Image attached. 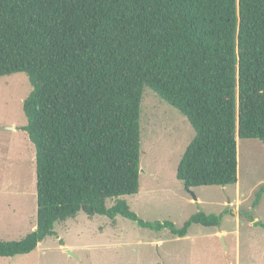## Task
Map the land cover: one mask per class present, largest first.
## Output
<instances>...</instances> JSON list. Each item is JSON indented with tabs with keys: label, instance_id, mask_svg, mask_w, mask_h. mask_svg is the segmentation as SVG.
<instances>
[{
	"label": "trees",
	"instance_id": "trees-1",
	"mask_svg": "<svg viewBox=\"0 0 264 264\" xmlns=\"http://www.w3.org/2000/svg\"><path fill=\"white\" fill-rule=\"evenodd\" d=\"M17 73L31 86L21 130L35 149L36 227L0 240V258L35 251L80 212L183 238L222 215L177 228L142 221L120 199L139 191L143 90L195 132L176 179L237 184V139L264 143V0H0V77Z\"/></svg>",
	"mask_w": 264,
	"mask_h": 264
},
{
	"label": "rangeland",
	"instance_id": "rangeland-1",
	"mask_svg": "<svg viewBox=\"0 0 264 264\" xmlns=\"http://www.w3.org/2000/svg\"><path fill=\"white\" fill-rule=\"evenodd\" d=\"M31 86L23 73L0 77V240L36 227L35 149L22 127ZM195 132L176 109L144 88L140 106L139 191L123 196L139 219L180 228L194 214L222 215L219 227L191 225L183 238L116 216L75 218L54 226L35 251L0 264H264V143L237 139V184L191 188L176 179ZM114 200L106 202L107 208ZM253 218V221L250 220ZM70 251L72 255L68 254Z\"/></svg>",
	"mask_w": 264,
	"mask_h": 264
},
{
	"label": "water",
	"instance_id": "water-1",
	"mask_svg": "<svg viewBox=\"0 0 264 264\" xmlns=\"http://www.w3.org/2000/svg\"><path fill=\"white\" fill-rule=\"evenodd\" d=\"M186 190L192 195L193 200L196 201L197 199H196V197L193 195V192L191 191V189H190V188H186ZM67 252H68V254L72 255V253H71L70 251H67Z\"/></svg>",
	"mask_w": 264,
	"mask_h": 264
}]
</instances>
